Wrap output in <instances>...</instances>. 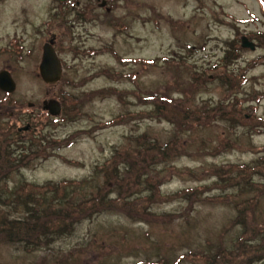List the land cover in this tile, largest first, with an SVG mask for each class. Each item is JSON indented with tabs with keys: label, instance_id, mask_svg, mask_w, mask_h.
<instances>
[{
	"label": "rangeland",
	"instance_id": "obj_1",
	"mask_svg": "<svg viewBox=\"0 0 264 264\" xmlns=\"http://www.w3.org/2000/svg\"><path fill=\"white\" fill-rule=\"evenodd\" d=\"M46 42L62 62L56 84L38 73ZM0 49L15 83L0 90V158L34 153L1 174L0 216H21L25 181L72 201L56 207L70 228L37 247L0 231V264H264V0H0ZM61 93L78 98L72 118ZM169 99L242 119L177 124L153 111ZM49 100L61 102L56 118ZM148 177L159 198L114 201L145 198ZM52 187L32 194L55 199Z\"/></svg>",
	"mask_w": 264,
	"mask_h": 264
},
{
	"label": "trees",
	"instance_id": "obj_2",
	"mask_svg": "<svg viewBox=\"0 0 264 264\" xmlns=\"http://www.w3.org/2000/svg\"><path fill=\"white\" fill-rule=\"evenodd\" d=\"M81 17L84 19H89L91 18V12L89 11L85 12L81 14ZM229 46L230 47L228 48L227 54L224 56V60L230 57V50L235 51L239 48H242V41H240V43L231 42L229 43ZM227 76L228 75H226V77ZM226 77L224 78H225V81L227 82H231L235 80L234 76L232 75L227 78ZM154 94H156V92L154 91L152 92V94H150L151 99H158L159 101H161V99L162 100L164 99L166 101L165 97L162 98L161 96H159L157 98V96H153ZM59 96L63 101L68 102L67 108L65 106L66 103L64 104L65 107H63V111L64 112L66 111V114H67L66 116L70 118L74 117L78 113V109L76 108L79 102L78 98L76 97L68 98L67 94H62V93ZM160 103L161 102H159V104L157 103L155 104L154 109H153L154 113L158 115H163L164 118L175 120L177 124H182V122L194 123V124L207 123L208 121H210V117L214 116L215 114L220 119H226L227 121L235 120L234 122H238L240 121V119H242L239 116L240 110L237 107H232V111L230 112H227L225 107H216V108L213 107L212 109H209V110L206 108L200 109V110H203L199 112L200 114H197L194 111L189 114L188 109L182 106V104H184L183 102H180V104L177 103L180 109L176 108V103L170 99L169 101H167L168 104H166L165 106H161ZM194 118H198V119L195 120ZM244 120L248 121L247 119H244ZM28 141L32 146L36 144L34 140L32 139ZM52 142H55V141H52ZM149 144H151L149 146L153 145L152 142ZM153 146L156 147V149H158L157 152L160 151L161 153L164 154L166 153L165 149L167 147H171V144L161 145V146L156 144ZM31 154H34L32 152V149H30L29 151L26 150L24 155L29 156ZM27 156H23V158H19V159L18 158L13 159L12 157H10V153L8 152L5 158H0V176L1 174H4V176H6V174L9 171H11L15 167H18L22 161H25L27 159ZM260 160L261 162H264V157L260 158ZM105 162H108V161H105ZM108 166L110 167L106 168V172L108 171L107 174H110L108 168L112 169L113 166L112 165H108ZM131 166L133 167L134 165L131 164ZM245 167L246 166H239L238 170L236 169L237 171L236 173H239L240 171L243 172L242 170L246 169ZM136 168L138 169V167ZM137 169L135 170L131 169L132 171L130 170L129 175H131L130 176L131 179H132L133 172H135L136 174L135 173L134 174L138 176ZM227 169L228 168L226 166L224 168L221 167L219 170L218 169L216 170L215 168L213 170H216V174H218V172H221V175H223L224 170L228 172ZM232 169L234 170V167ZM141 181H142L141 184L145 187L144 191H150V194L147 195L145 198L140 196L135 199H124V198L122 199L121 198L122 194L121 192H119L118 199L116 198L117 200H114V201H117V203H120V204L123 203L126 208H130L131 204L133 205H136L135 203L144 204L149 199L152 200V199H157V197L158 198L160 197L158 196L159 194L157 191V185H156L157 183H155L154 179H150L148 177V178L142 179ZM49 187L51 188L52 186L51 185L33 186V185L28 184V182L25 181V183H22V185L19 184V186H17L14 189L15 191L14 201L22 206L21 216L20 217H9V218L5 216H0V231L4 232V237L8 239L9 243H15V244H20V245L22 244L25 246V249H29L30 247H34V246L37 247V245L42 242L52 240V237L63 234L67 229L70 228L71 223L69 222V220L71 216H68L67 218L62 217V215L59 213V210H56V207L58 208V206L60 205L62 208H64V211L68 213L70 207L72 206V201L68 199L67 197H65L66 191L64 187L60 189L58 188V186H55V188L52 187L53 192H55L54 196L56 200L54 198H51L48 201H41L40 198H42L43 196L37 197V196H33L32 194V191L34 189H37V191H39V190H45ZM103 194L105 193H101V196H99L100 202H102V204L105 201ZM181 195H183V193H181ZM38 198H39V201H38ZM95 199L96 198H92L91 200H95ZM39 202L41 205L44 202H46L47 204L45 206H39L38 205ZM46 207H49V208H46ZM262 248L263 249L260 250V253H264V246H262ZM262 258H264V256L259 257V259H262Z\"/></svg>",
	"mask_w": 264,
	"mask_h": 264
},
{
	"label": "water",
	"instance_id": "obj_3",
	"mask_svg": "<svg viewBox=\"0 0 264 264\" xmlns=\"http://www.w3.org/2000/svg\"><path fill=\"white\" fill-rule=\"evenodd\" d=\"M65 1V0H58ZM39 76L45 83L52 84L60 80L62 74L61 61L58 58L52 44L46 42L42 46L41 60L38 66ZM15 88V83L6 70L0 72V90L11 93ZM31 105V104H30ZM42 109L48 111L52 116H56L60 113V104L55 100H49L43 102ZM29 125L20 128V131H27Z\"/></svg>",
	"mask_w": 264,
	"mask_h": 264
},
{
	"label": "flooded vegetation",
	"instance_id": "obj_4",
	"mask_svg": "<svg viewBox=\"0 0 264 264\" xmlns=\"http://www.w3.org/2000/svg\"><path fill=\"white\" fill-rule=\"evenodd\" d=\"M1 50H2V49H0V52H1ZM0 56H1V55H0ZM0 69H1V68H0ZM3 70H6V69H5V68H4V69H1L0 72L3 71ZM17 132H19V131L17 130Z\"/></svg>",
	"mask_w": 264,
	"mask_h": 264
}]
</instances>
